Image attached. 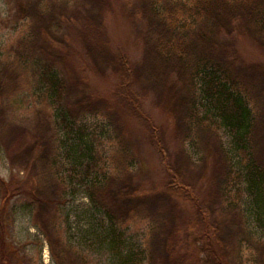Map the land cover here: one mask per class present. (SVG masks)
<instances>
[{
  "label": "rangeland",
  "instance_id": "rangeland-1",
  "mask_svg": "<svg viewBox=\"0 0 264 264\" xmlns=\"http://www.w3.org/2000/svg\"><path fill=\"white\" fill-rule=\"evenodd\" d=\"M19 1L0 0V70L5 65L14 64L9 61L14 57L17 47L22 49L25 45V38L22 40L21 38L36 27L31 17L19 11L17 6ZM69 1L71 6L78 4L82 10L88 5V0ZM148 1L152 2L155 11H158L157 15L163 10L170 11L171 6L182 5L181 10H176L174 16L177 21L183 22L182 25L187 26L190 19L182 13H188L186 7H192L194 3L193 0H112L115 10L106 20L112 43L114 46L122 45L131 61L142 69H146L152 59H149L146 52L150 53V48L144 49L142 40L147 30L159 26L155 16L151 18L150 14L147 15L144 4ZM127 19H131L134 25L130 26ZM234 34L235 31L230 41L240 53L241 59L234 62V66L231 65V70L235 74L236 87L249 98V105L253 110L252 133L257 141L255 144L257 149H253L254 162L262 167L264 66L258 62L264 61V53L258 46L256 47L252 37ZM44 41L46 40H43V43ZM42 46L44 47V44L41 40L23 51L26 56L22 55L23 64L28 67L27 75L12 81L8 86L11 88L9 90L8 87L5 88L0 95V127L9 126L11 125L9 122H12V126L23 129L26 134L23 136L25 139L21 149L36 142L33 160L36 158L39 163L31 166L32 170L28 167L26 171L10 173L6 151L0 140V187H5L14 175L11 180L13 186L4 195L0 192V264H120V255H127L130 252L135 254L140 252L142 259L141 262H137L139 256H136L137 259L131 260L132 262L149 264L152 253L159 257L163 254L158 243H151L152 231L148 216L149 218L160 216L162 222L172 221L175 217L172 206L187 216L189 208L194 206V200L199 198L204 200L210 188L207 184L200 183L204 182L200 178L201 175H208L213 171L217 173V179L223 180V173L227 169L221 166L225 164L233 166L230 156L236 154V151H231L229 146L230 134L222 128L213 112H206L208 105L200 106L197 110L200 112L198 115L200 121L195 125H189L186 104L190 97L197 98L200 95V83L195 81V84L192 80L189 82L183 77L176 82L173 93L178 100L175 104L177 103L179 109L174 116L168 111L159 110L156 106V94L154 95L152 89L147 90L142 107L145 115L148 114L159 128L165 151L168 152V157L163 159L151 141L149 130L143 125L135 122L127 124L125 121L129 118L123 119L118 116L117 122L122 125V132H118L120 125L113 113L109 110L104 111L98 102L97 104L93 102L97 95L109 93L111 86L107 89L109 83L91 74L83 77L85 85H82L83 88L79 92L87 95L83 112L76 118L72 116L70 124L57 122L55 124L54 110L49 105L46 121L50 119V129H46L39 120V117L42 119L41 111L45 112L46 109L42 110L45 105L42 99L45 98L38 89V71L35 72L37 66L46 60L41 54ZM67 70L70 72L69 79L74 78L76 71V75L81 72L71 66H67ZM2 76L7 78L6 74ZM168 76L172 81L176 80L175 69L169 70ZM144 84L146 85L145 78L141 85ZM0 85L4 88L2 78ZM90 97L92 102L89 100ZM10 101L13 103L11 106ZM122 109L119 104V110ZM201 116L206 120H202ZM181 129L179 134L178 130ZM190 130L193 136L189 134ZM225 145H228L227 149ZM219 148L220 152L217 153ZM221 149L227 150L229 154L221 155ZM52 155L54 163L51 165L49 162ZM236 166L232 169L235 174L240 173ZM176 170L185 183L196 182L192 188L194 195L186 196L183 201L181 197L179 198L180 192L171 191V195H168L170 198L165 201L166 206L158 209L154 206L155 201L152 202L148 197L151 198L153 194L162 191L166 192L165 183ZM107 179L114 182L108 184ZM3 180H6L5 185L2 183ZM98 180L105 181L102 189L106 195L103 196L104 203L116 209V214H121L120 222L116 226L113 224L114 227L111 226L107 212L105 214L96 207L88 194L89 185L92 187ZM38 186L44 188L42 190L44 194L47 192L46 195L38 198L30 192ZM25 187L30 190H24ZM244 187L242 178L239 181L235 178L229 185L233 193L231 197L237 204L236 207L232 205L233 207L225 211V215L224 211H221L223 219L219 210L221 204L224 208V204L208 200L213 209H210L213 215L211 220H214V223L221 222L223 235L232 236L236 230L242 229L239 217L242 211L248 209ZM125 188L132 189L134 199L137 197L142 200L146 197L148 206L145 214L142 212L138 215L131 211L128 213L127 209L132 200L131 197L121 194L126 192ZM184 218L187 219L176 215L175 220L181 225ZM251 219L253 218L250 217L249 221ZM249 229L255 233L254 237L258 240L260 234L253 222H250ZM160 232L161 229L157 237L162 238L163 233ZM110 239H114L115 242L109 243ZM241 250L238 258L234 257L235 264H259L257 250H252L250 246H244Z\"/></svg>",
  "mask_w": 264,
  "mask_h": 264
},
{
  "label": "trees",
  "instance_id": "trees-1",
  "mask_svg": "<svg viewBox=\"0 0 264 264\" xmlns=\"http://www.w3.org/2000/svg\"><path fill=\"white\" fill-rule=\"evenodd\" d=\"M193 1L192 7H186L188 13H182L190 19L188 26L182 25L183 22L177 21L174 16L176 10H181L182 5L171 6L170 11L163 10L157 15L158 11H155L152 2L148 1L144 4L147 15L150 14L151 18L155 16L159 26L147 30L142 40L143 48H150L151 54L146 52L149 59L152 58L147 68L142 69L131 61L122 45L114 46L112 43L106 22L107 17L111 16L115 10L112 0H88L85 10H82L78 4L71 6L69 0H20L17 5L19 11L31 17L36 27L21 38V40L25 38V45L22 49L17 47L14 57L9 61L14 64L5 65L0 70V78L5 84L4 88L0 85V95L12 81L27 75L28 67L25 63L23 64L22 55L25 56L23 51L42 40L44 47L41 48L43 50L41 54L46 60L40 63V66L38 65L39 69L37 66L35 72L38 71V89L45 98L42 99L45 103L42 110L46 109L45 112L41 111L43 120L40 117L39 120L46 129H50V119L46 121L49 105L54 110L55 124L56 122L70 124L72 116L76 118L83 112L82 108L86 105L87 95L79 94V92L83 88L82 85H85L83 77L91 74L109 83L107 89L111 86L109 93L97 95L93 102L95 104L98 102L104 111L112 112L116 122L117 117L121 116L123 119L129 118L125 121L127 124L135 122L147 128L153 145L165 159L168 157V152L165 151L159 128L143 111L142 106L145 103L147 90L152 89L154 95L156 94V106L159 110L168 111L174 116L179 109L176 106L177 103L175 104L178 100L173 93L176 82L183 77L189 82L192 80L200 83V95L197 98L190 97L186 104L189 125H195L200 121L198 116L200 112L197 110L200 106L208 105L206 112H213L222 128L230 134L229 146L231 151H236V154L229 156L233 166L237 165V170L240 169L238 171L240 173H233L234 167L225 164L221 166L227 169L223 173V180L217 179V173L213 171L208 175H201V180L206 183H200L207 184L210 191L207 192L204 200L193 199L194 206L189 208L187 216L172 205L175 213L172 221L162 222L160 216H153V218L148 216L150 231H152L151 239H149L151 243H158L163 254L159 257L152 253L148 263L235 264L234 257L238 258L242 247L250 246L252 250L259 252L257 261L262 264L264 259V165L261 167L254 162L253 149H257L255 145L257 141L252 133L253 110L249 105V98H246V95L236 87L237 81L231 69L234 62L240 61L241 57L230 40H232L233 31H235L234 36L247 35L253 38L252 41L256 43V47L258 46L264 53V0ZM120 10L125 12L123 9ZM128 23L130 26L134 25L131 19ZM43 40L46 41L43 43ZM258 64L264 66V61H259ZM67 66L80 70V74L76 75V71L74 78L69 79L70 72ZM171 69H175L177 73V79L173 81L168 76ZM2 74H6L7 78H4ZM144 78L146 85H141ZM10 88L8 87V90ZM89 100L92 102L91 97ZM12 104L11 102L10 106ZM119 104L123 107L122 110H119ZM201 119L206 120L202 116ZM9 124L11 125L0 127V140L6 151L10 173L23 172L28 167L31 169L38 163L36 158L33 160L34 147L37 143L27 144L21 149L26 132L20 127L12 126V122ZM121 127L122 125L117 129L118 132H122ZM178 131L180 134L182 129ZM189 134L193 136L191 130ZM50 137L52 138V134ZM49 140L52 139L49 138ZM225 146L227 149L228 145ZM216 152L219 153L220 148ZM227 153V150H222L221 155L227 156ZM53 163L54 155L49 164ZM13 178L14 175L7 184L6 180L2 181L4 185L6 184L5 187H0L3 195L13 186L14 183L11 181ZM235 178H238V181L242 178L244 181L248 209H245L246 212L242 211L239 217L242 229L236 230L232 236L223 235L221 222L214 223V220H211L212 204L210 205L208 200L224 204V208L221 204L219 210L223 219L221 211H224L225 215V211L233 206L236 207L237 204V201L231 197L233 196L232 188L229 189V185ZM100 181H95L92 187L89 185L88 194L96 207L105 214L107 212L111 226L114 227L113 224L116 226L120 222L121 214H116V209L104 203L103 196L106 195L102 189L105 181ZM106 181L108 184L114 182L110 179ZM195 184L196 182L185 183L179 176V171L176 170L171 173L169 180L165 183L166 192L153 194L148 199L155 201L154 206L158 209L164 208L166 199L170 198L168 195H171L173 191L180 192L179 198L181 197L183 201L186 196H193L192 188ZM42 189L44 188L38 186L30 192L39 198L47 193L44 194ZM24 190L29 191L30 188L25 187ZM125 191L121 194L131 197L132 200L127 209L128 213L131 211L138 215L142 212L145 214L146 206H148L146 197L142 200L137 197L134 199L131 188H125ZM117 198L119 199V195ZM176 215L187 217V219L184 218L183 224L180 225L175 220ZM250 217L253 219L249 221ZM250 222L254 223L260 234L257 237L258 240L254 237L255 233L249 229ZM160 229L163 233L162 238L157 237ZM111 242L114 243L115 240L110 239L109 243ZM136 256H139L137 262H141L140 252L120 255V264H137L131 261L137 259Z\"/></svg>",
  "mask_w": 264,
  "mask_h": 264
}]
</instances>
